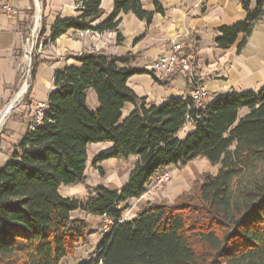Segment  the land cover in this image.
<instances>
[{
    "label": "trees",
    "instance_id": "obj_1",
    "mask_svg": "<svg viewBox=\"0 0 264 264\" xmlns=\"http://www.w3.org/2000/svg\"><path fill=\"white\" fill-rule=\"evenodd\" d=\"M78 4V16L56 21L50 42L69 30L116 32L120 14L149 25L154 13L163 12L155 0L154 12L145 11L140 0H113L111 15L92 28L102 15L100 0ZM243 7L242 23L219 30L218 48H229L242 34L239 51L262 18L263 1L253 11ZM43 34L41 27L38 41ZM122 40L117 33L116 42ZM74 60L79 67L54 73L41 121L28 123L0 166V264H61L95 234L86 220L72 217L75 211L111 221L93 257L80 264H264V92L231 93L203 108L189 97L148 105L128 87V79L145 73L166 85L171 77L129 68L131 57L91 52ZM40 62L35 55L32 79ZM88 90L99 103L95 112L86 108ZM127 104L133 110L122 118ZM241 109L247 113L239 117ZM188 119L194 130L179 139ZM92 144L111 145L93 167L136 158L119 190L86 185ZM200 157L219 167L215 175L203 173L172 202H147L121 222L129 201L144 195L166 168ZM75 185L85 186L86 200L60 194V188Z\"/></svg>",
    "mask_w": 264,
    "mask_h": 264
},
{
    "label": "crops",
    "instance_id": "obj_2",
    "mask_svg": "<svg viewBox=\"0 0 264 264\" xmlns=\"http://www.w3.org/2000/svg\"><path fill=\"white\" fill-rule=\"evenodd\" d=\"M155 1L162 7L163 12L154 13L149 25L132 14H120V24L116 32L69 30L54 42H50L51 30L56 21L80 14L79 0H0V3H8L15 11L12 16L0 12V113L16 97L13 95L18 81L23 43L36 15L40 29L44 28L35 53L41 62L37 66L34 85L24 109L37 108L39 105L45 108L47 97L53 90L54 73L64 67H79L74 60L78 55L96 52L110 57H131L127 67L153 72V63L161 55L168 53L171 42L178 43L182 53L195 60L194 72L198 84L208 93L200 108L231 93L264 92V0ZM259 1H263V16L254 23L244 46L238 51V45L243 38L240 34L229 48H218L215 38L219 35V30L242 23L246 18L243 3L253 11ZM140 3L145 11L154 12L153 0H140ZM100 8L102 15L90 25L92 28L102 24L111 15L113 0H100ZM117 33L123 38L121 43L116 42ZM155 76L159 79L167 78L156 74ZM127 85L137 97L144 98L146 104L154 106L173 98L184 100L191 90L187 77L183 74L171 76L166 85L155 83L148 74H135L128 79ZM86 96V108L95 112L99 108L96 94L93 90H88ZM132 110V105H125L121 112L122 118ZM29 122L31 121L24 116L20 125L12 124L8 127L7 136L4 138L8 143L3 147L5 150L10 149L8 145L12 144L13 148L18 143ZM193 130L194 124L187 122L177 137L183 139ZM89 147L98 151L96 157L111 149L110 144H92L88 149ZM107 161L122 167L128 166L124 180L115 177L118 183L110 188L119 190L126 183L136 158ZM191 162L181 170L188 168ZM172 168L176 167H168L166 171ZM181 186L171 183L168 193H164L162 197L155 190L149 193L151 196L144 194L138 199L130 200L128 206L134 207L130 208L126 220L134 218L136 212L147 202H172L181 192L187 191ZM80 187L68 188V193L62 196L73 199L74 190ZM88 197L87 195L84 199ZM124 206L125 204L120 205L121 208ZM81 218L89 224L107 222L99 216L85 215Z\"/></svg>",
    "mask_w": 264,
    "mask_h": 264
},
{
    "label": "rangeland",
    "instance_id": "obj_3",
    "mask_svg": "<svg viewBox=\"0 0 264 264\" xmlns=\"http://www.w3.org/2000/svg\"><path fill=\"white\" fill-rule=\"evenodd\" d=\"M31 29H32V25H30V29L23 43L20 68L18 70V76H17L18 81L15 87L13 97H15L19 93L23 84L27 85V90L22 95V97L14 104L10 113L5 117L4 122L0 126V166L7 161L12 148L11 147L12 144L8 145L10 148L9 150H5L3 148L5 147L4 145H6L7 143L4 138L7 136L8 127L12 124L20 125L21 122L23 121L24 116L27 117L30 121H33L35 118L34 115L36 108L34 107L26 108V109L23 108V106H26V103L30 96V95L28 96V90L30 86L34 85V79L31 78V65H32V59L36 55L35 54L36 49L39 46V41H38L39 37L36 39H31L30 37ZM39 29L40 28H38V32L40 31ZM27 39L29 40L28 42ZM4 109H2L0 113V117ZM246 113H247L246 109H241L239 113L240 117L244 116ZM19 130L21 131V129ZM97 152H98L97 150L95 151L92 150V147H89L88 149L86 171H85L86 185L90 187L103 186L110 189L118 183L117 178L124 180L128 166L122 167L121 165H117V164L114 165L111 162L105 161L100 164H97L96 167L100 169L97 170L96 167L92 166V162L96 158ZM181 168L182 167H176L175 169L172 168L169 171H165L170 175L171 179L167 184L163 185L160 189L156 190L159 192L160 197L164 196V193H168L167 189H169L171 183L174 186L182 185L181 187L184 190H188L191 187V184H193L195 180H198L203 173L215 175L219 167L212 166L207 162L205 158H199L191 162L188 168L185 167V169L183 170H181ZM77 186H81V187L76 188V190H74L75 196L73 197V199L85 200L84 198L87 195H89V192L85 189V186L83 185H77ZM77 186H69L67 188L63 187L60 189V194L64 195L68 193V188L77 187ZM149 195L151 196V194ZM131 207L133 208L134 206H127V208L123 211L125 218L127 214L130 213ZM85 215L86 214L81 211H75L72 213L73 218H79V219H82L81 217ZM89 225L91 229L95 231V234L89 237V243L87 245H78L74 254L62 260L61 264H80L81 262H86L93 257V253L99 241L106 233L110 231V225H108L107 222L99 223V224H89Z\"/></svg>",
    "mask_w": 264,
    "mask_h": 264
},
{
    "label": "built area",
    "instance_id": "obj_4",
    "mask_svg": "<svg viewBox=\"0 0 264 264\" xmlns=\"http://www.w3.org/2000/svg\"><path fill=\"white\" fill-rule=\"evenodd\" d=\"M0 12L4 13L7 16H12L15 14V11L8 3H0ZM39 18L37 15L34 17L32 22V29L30 30L31 39H36L39 36L38 32ZM40 30V29H39ZM29 40L27 39V42ZM195 60L191 56L185 55L181 51V46L176 42H171L168 53L161 55L153 63V72L162 77H171L175 74H183L187 77L191 90L189 92V98L194 103L196 108H200L201 102L208 97L207 91L199 86L198 80L194 72ZM44 107L39 105L35 111V121L39 123L43 115ZM187 122H192L187 120ZM171 177L168 173L164 172L160 174L153 184H151L145 194H148L152 191L160 189L163 185L167 184L170 181ZM126 220L125 217H122L121 222ZM108 225L111 223L110 220H107Z\"/></svg>",
    "mask_w": 264,
    "mask_h": 264
},
{
    "label": "bare ground",
    "instance_id": "obj_5",
    "mask_svg": "<svg viewBox=\"0 0 264 264\" xmlns=\"http://www.w3.org/2000/svg\"><path fill=\"white\" fill-rule=\"evenodd\" d=\"M26 90H27V85H24L23 84L21 90L16 95V97L14 98V100L10 104H8L6 106V108L4 109V111L2 112L1 117H0V126L4 122L5 117L10 113V111H11L12 107L14 106V104L22 97V95L26 92Z\"/></svg>",
    "mask_w": 264,
    "mask_h": 264
},
{
    "label": "water",
    "instance_id": "obj_6",
    "mask_svg": "<svg viewBox=\"0 0 264 264\" xmlns=\"http://www.w3.org/2000/svg\"><path fill=\"white\" fill-rule=\"evenodd\" d=\"M24 85H26V84H24Z\"/></svg>",
    "mask_w": 264,
    "mask_h": 264
}]
</instances>
